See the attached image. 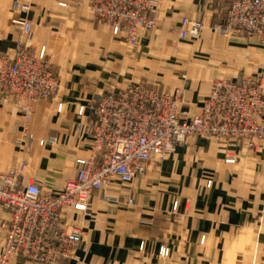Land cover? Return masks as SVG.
<instances>
[{
  "label": "crops",
  "instance_id": "0c3cea01",
  "mask_svg": "<svg viewBox=\"0 0 264 264\" xmlns=\"http://www.w3.org/2000/svg\"><path fill=\"white\" fill-rule=\"evenodd\" d=\"M155 2L158 26L141 32L133 48L92 19L91 0H0V52H16L20 22L30 21L35 34L28 43L56 54L60 82L53 99L36 104L27 128L13 99L0 107V176L25 163L26 178L62 191L76 176L75 160L91 151L78 124L92 123V107L112 89L144 84L179 91L180 110L195 115L219 77L258 76L264 84V44L212 29L225 13L223 0ZM184 18L202 22L198 37H180ZM52 137L58 142L40 144ZM67 212L84 229V241L78 258L58 264H264V141L228 148L218 138H189L175 154L153 161L129 190L115 182L94 192L89 215ZM8 217L0 205V224ZM3 238L0 227V252ZM9 264L41 263L13 257Z\"/></svg>",
  "mask_w": 264,
  "mask_h": 264
},
{
  "label": "built area",
  "instance_id": "2783aa9c",
  "mask_svg": "<svg viewBox=\"0 0 264 264\" xmlns=\"http://www.w3.org/2000/svg\"><path fill=\"white\" fill-rule=\"evenodd\" d=\"M225 1L230 30L227 32L224 25L216 29L264 40V0ZM60 6L68 4L62 2ZM90 6L95 19L108 24L114 35L125 38L131 46L139 43L141 28L157 25L156 15L148 17L153 12L152 0H92ZM20 23L23 33L32 37V24ZM184 25L188 28L181 30L182 38L199 34V24ZM53 57L45 46L29 50L21 44L13 56L0 53V106L13 99L24 126L32 118L33 102L51 100L59 92ZM259 80L252 76L220 79L196 115L180 110L179 91L144 84L108 91L92 107V123L78 124V130L88 133L92 140L91 151L88 157L75 160L76 176L62 191H46L41 180L26 178L25 163L0 176V205L9 213L0 224L4 231L0 264H9L13 257L41 264L78 258L85 232L80 225L69 222L67 210L89 215L94 192L105 193L115 182L129 190L153 161L175 154L189 138L225 139L229 147L245 141L252 142V146L254 141L264 140V89ZM63 107L60 103L58 111L62 112ZM84 114L85 106H81L78 115ZM57 142L52 137L40 144ZM227 162H234V158ZM126 200L134 202L131 197ZM177 206L176 202L174 208ZM168 254L169 248H162L161 255Z\"/></svg>",
  "mask_w": 264,
  "mask_h": 264
},
{
  "label": "rangeland",
  "instance_id": "374dc122",
  "mask_svg": "<svg viewBox=\"0 0 264 264\" xmlns=\"http://www.w3.org/2000/svg\"><path fill=\"white\" fill-rule=\"evenodd\" d=\"M139 1V0H138ZM153 2H154V7H153V12L152 13H150V15H148V17L149 18H151L152 19V17H154V15H156L155 17H156V21H157V25L153 28V29H155L157 26H158V11H157V3L155 2V0H152ZM212 1L213 0H207V5L209 6V4H211L212 3ZM224 1V6H225V13L224 14H220V15H218V20H216V22H214L213 24H212V29L214 30V32H218V34H220L221 36H224V37H227V38H236V37H239V38H249V39H253V38H255V39H257L259 42H261V43H263L264 44V40L261 38V37H259V36H245V35H241V34H238V35H234L233 33H227V32H229V30L230 29H228V23H227V20H228V17H227V2L225 1V0H223ZM91 3H92V0H91ZM91 3H90V5H91ZM62 7V6H61ZM91 16H92V19L93 20H95V21H98V22H101L102 24H104V25H106L109 29H110V31H111V33H112V35L114 36V37H118V36H116V35H114L113 34V32H112V29L110 28V26L108 25V24H106V23H104V22H102V21H99V20H97V19H95L94 18V14H93V12H92V10H91ZM30 22V21H29ZM188 22H192V23H196V24H199L200 26H201V29H200V32H201V30L204 28V25H202L199 21H194V20H192V19H190V18H184V20L182 21V28H181V30L182 29H186V28H188V26L187 25H184L185 23L187 24ZM222 25H224V28H225V30L227 31V32H225V31H222V29H216L217 28V26H222ZM149 30H152V29H146V28H141L139 31H138V38H139V40H140V34H141V32H143V31H149ZM181 30H180V32H181ZM180 32H179V34H180ZM200 32H199V34L198 35H196V36H193V35H188L187 36V38H189V37H198L199 35H200ZM231 32V31H230ZM233 32V31H232ZM34 34H35V31H34V28H33V35H32V37H30V38H28V36L26 35V34H24L23 33V31H21V34H20V37H19V40H18V46H17V48L19 47V45L21 44V45H25V47H27V49H29V50H36L37 48H35V47H32L29 43H28V41L29 40H31L33 37H34ZM181 37V36H180ZM182 38V37H181ZM138 45V44H137ZM137 45H135V46H133V48L134 47H136ZM47 48V47H46ZM17 51V50H16ZM48 51V50H47ZM0 53H2V52H0ZM16 53V52H15ZM14 53V54H15ZM48 53L50 54V56H54L53 57V68H54V60H55V58H56V54H54V53H51V52H49L48 51ZM2 54H8V53H2ZM13 54V55H14ZM12 55V56H13ZM55 70V69H54ZM57 73V72H56ZM244 77H250V76H243V78ZM224 78H227V77H219V78H217V79H215L214 81H213V83H212V86L214 85V83L215 82H217V81H219L220 79H224ZM229 78V77H228ZM241 78V77H240ZM256 78H260V86L264 89V84H263V81H262V77H256ZM59 79V78H58ZM60 86V85H59ZM212 86H211V88H212ZM40 101H48V100H39V101H36V102H33V104H32V106H33V114H32V118L28 121V123H26L25 124V126L24 127H26L28 124H30L31 122H32V120H33V117H34V114L36 113V104L38 103V102H40ZM0 107H2V106H0ZM196 115V114H195ZM263 118V123H264V113H263V116H262ZM27 128V127H26ZM222 140H225V139H222ZM264 140H257V141H254V144L252 145V146H250L249 144H251L252 142H248V141H245V142H243V143H241V144H245L246 146H248L249 148H257V146L261 143V142H263ZM256 142V143H255ZM240 144V145H241ZM239 145V146H240ZM236 147H238V146H236ZM236 147H229L228 146V148H236ZM234 161H235V159H234ZM25 171V170H24ZM134 200V199H133ZM205 239H206V237L205 236H203V238L201 239V242L202 243H204L205 242Z\"/></svg>",
  "mask_w": 264,
  "mask_h": 264
}]
</instances>
